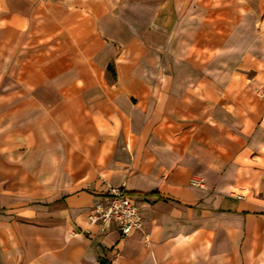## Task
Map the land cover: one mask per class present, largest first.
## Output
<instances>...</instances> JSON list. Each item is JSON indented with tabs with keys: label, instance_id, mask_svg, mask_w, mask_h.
I'll use <instances>...</instances> for the list:
<instances>
[{
	"label": "crops",
	"instance_id": "obj_1",
	"mask_svg": "<svg viewBox=\"0 0 264 264\" xmlns=\"http://www.w3.org/2000/svg\"><path fill=\"white\" fill-rule=\"evenodd\" d=\"M0 264H264V0H0Z\"/></svg>",
	"mask_w": 264,
	"mask_h": 264
},
{
	"label": "built area",
	"instance_id": "obj_2",
	"mask_svg": "<svg viewBox=\"0 0 264 264\" xmlns=\"http://www.w3.org/2000/svg\"><path fill=\"white\" fill-rule=\"evenodd\" d=\"M204 183L203 177L191 178L194 186L202 187ZM88 219L90 224L98 225L102 233L108 231L110 226H116L123 238L143 228L140 207L123 186H108V194L91 208Z\"/></svg>",
	"mask_w": 264,
	"mask_h": 264
}]
</instances>
